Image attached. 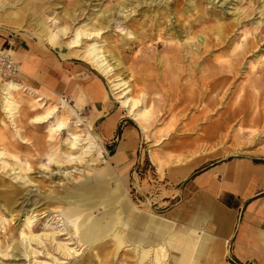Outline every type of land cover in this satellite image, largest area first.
<instances>
[{"label": "rangeland", "instance_id": "rangeland-1", "mask_svg": "<svg viewBox=\"0 0 264 264\" xmlns=\"http://www.w3.org/2000/svg\"><path fill=\"white\" fill-rule=\"evenodd\" d=\"M15 11L26 17L12 23H2L0 17V47L16 50L22 43L34 44L61 62L77 87L90 80L101 83L105 97L98 103L84 98L79 106L71 93L60 97L65 102L45 97L44 108L39 95L23 87L14 98L20 104L16 126L26 141L6 121L0 101V152H5L0 156V264H157L154 250L142 260L148 246L128 238L118 244L114 232L119 224L108 235L84 242L73 221L63 214L64 194L87 198L85 186L96 177L106 178L110 191L101 198L118 200L125 178L134 209L174 220L178 228L201 219L211 240L188 264H246L234 256L228 243L218 239L226 210L202 196L184 197L183 180L177 185L183 176L175 177L172 171L188 163L200 171L232 159L264 164V0H0V13ZM86 24L99 34L70 45L75 28ZM34 27L57 33L59 45L47 46L43 33L35 36L19 30ZM91 41L102 45L108 55L112 70L106 77L77 53ZM20 75L21 64L16 78L0 74V81L21 82ZM108 80L116 84L114 92L122 99L146 95L139 106L146 104L150 109L144 117L145 136L127 109L109 94ZM120 80L127 81V88L118 87ZM55 104L64 117L69 116L73 130L83 134L81 145L89 143L88 134L93 135L95 147L81 159L67 156L82 154L80 148L69 152L67 129L51 136L47 123L31 121ZM218 123H226V129L214 127ZM213 127L220 134H213ZM122 145L125 157L112 159ZM12 154L23 161L32 184L16 176L21 170ZM3 160L16 167V172L4 168ZM116 201L113 211L119 216ZM203 203L211 208L210 220L204 221ZM91 210L98 217L105 213L102 204ZM32 213L35 234L61 229L64 233H56L54 241L33 242L39 252L30 259L24 255L21 231H28L24 219ZM215 213L221 223L213 221ZM58 243L74 249L65 256L55 249ZM9 244L10 254H5ZM168 250L166 262L173 258ZM262 259L259 256L250 264H264Z\"/></svg>", "mask_w": 264, "mask_h": 264}, {"label": "bare ground", "instance_id": "bare-ground-1", "mask_svg": "<svg viewBox=\"0 0 264 264\" xmlns=\"http://www.w3.org/2000/svg\"><path fill=\"white\" fill-rule=\"evenodd\" d=\"M119 5L120 4H118V6ZM107 12H109V10H107ZM0 17L3 19V21L12 23L13 21L25 18L26 14L15 11L3 14L0 13ZM19 30L29 31L30 34L35 36L39 35V33H43V36L47 39V46L59 45V37L57 33L46 31L45 28H41L42 32H39V28L37 29L35 27L29 30ZM59 31L65 32V29L59 27ZM98 34L99 31L87 28V24L82 28L77 27L75 28L73 38L70 41V45L75 46L84 36L87 37V39H94L95 35ZM156 45H161V42L158 39ZM77 53L78 55L85 57L91 64V67L101 75L106 77L111 72L112 68H110L111 63H109L108 55L105 53V49L102 47V45H100L98 42L91 41L90 43H87L84 50ZM10 54L17 62L18 60L15 57L14 49L10 51ZM64 55L66 54H62L61 56L63 57ZM112 55L113 54L111 53L110 56ZM111 58L113 59L115 57L112 56ZM120 64V62L117 63V65ZM7 78L10 79L11 77ZM108 84V90L111 97H113V99H115L116 101L121 102L122 107L127 109L128 115L133 118V120H135L136 124L142 129L145 136L148 130V126L144 122V117L146 116V114L150 113V109L146 104H144L143 108H140L139 106L145 103L146 95L143 94L141 99L135 98L134 96L122 99L124 96H117L116 92H114L116 90V87H114L116 84H113V80H108ZM117 84L119 88H127V81L120 80ZM22 88L23 85L15 80H9L5 82L0 81L1 109L5 113L6 121L15 126V133L17 137L22 141H26L21 134L20 128L16 126V115L20 110V104L15 100L14 93L21 90ZM37 100L42 102V107H47V102L44 101L43 96L38 97ZM59 101L65 102V100L60 97ZM77 105L79 106V103H77ZM59 107V104H55L53 108L47 109L45 112L32 117L31 121L33 123H47V131L51 136L60 135L64 130L67 129L69 152H72L79 148L82 149V154L79 157L73 156V154L71 153H68L67 156L70 160L76 158L81 159L84 154L93 151L95 147L92 141L93 135L91 133L88 134V139H90L89 143H82L81 145L83 134L77 133L75 132V130H73L72 127H74V124L71 120H69V116L64 117L60 113L61 110L59 109ZM71 111L74 112L73 109ZM100 139L103 140L102 137ZM4 155L5 152L1 151L0 156ZM122 155L123 151H118L114 156H112V159L118 160L122 157ZM12 156L17 160V164L21 170V172H19L16 176L24 181L25 184H32V180L26 176L25 169L22 166L23 161L18 155L12 154ZM50 159L53 160L52 157ZM7 166L8 169L14 170L16 172V167H12L11 163L9 165L8 162L3 160V167L6 168ZM0 184H3V180L1 178ZM87 185L88 186H85V193L89 194L87 198H84L83 196L74 194L72 192L64 194L63 198V200H65L67 203V207L64 210L63 214L73 221L76 230L80 232V237L84 242L96 240L104 235H108L109 233L115 231L116 225L119 224V230L117 232H114V237L117 239L119 245L124 244V239L128 238L133 243H139V245L148 246L147 248L143 247L144 249L142 253V260L147 257L149 251L154 250L156 252L155 260L157 264H186L187 261L194 257V253H198L199 251L208 248L211 239L206 234L205 228L202 227L201 232L196 235V239H191L190 237L186 236V234H184L185 236H183L182 238L180 236L177 237V233H172L170 231V224L159 216L151 213L144 214L143 212L134 209L130 204V199L127 192V182L125 178H122L120 188L123 189V192H121L122 190H119L120 192L118 194V200L117 198L114 200L113 198H101V196H105L110 192L108 190L107 179L104 177H100L98 179L96 177V180L94 182L89 180ZM80 186L82 187V184H80ZM115 201L120 204L121 210H119V216L118 214H114L113 211ZM98 204H102L105 207V213L102 217L93 215L91 210L93 206ZM33 217V213L26 215L24 219V225L28 229V231H26L25 229L21 231V234L23 235L22 240L24 241L26 247L24 255L30 259H33L34 254L39 252L32 246L33 242H36L38 245L43 244L44 238L54 241L56 233H64V231H62L63 229H61L60 232L56 233L44 232L41 234H35L33 230ZM10 247H12L11 244L8 245L7 249L5 250V254H10L8 250ZM15 248H17V246ZM169 248L174 253V257L172 256L173 258L170 259L171 262H166ZM55 249L62 252L65 256H68L70 255V251H72L74 248H71L70 250L66 245L58 243ZM34 263L36 264V261H34ZM39 264L46 263L41 262Z\"/></svg>", "mask_w": 264, "mask_h": 264}, {"label": "crops", "instance_id": "crops-1", "mask_svg": "<svg viewBox=\"0 0 264 264\" xmlns=\"http://www.w3.org/2000/svg\"><path fill=\"white\" fill-rule=\"evenodd\" d=\"M15 57L21 64L20 83L31 94L36 93L39 97L43 96V99L47 97V100H52L71 93L79 105L83 104L84 98L89 97L93 103H98L105 97L101 83L90 80L77 87V83L68 78L65 66L34 44H20L15 50ZM247 122L248 119L242 123ZM224 124L218 123L214 127L219 125L226 129V123ZM214 127L210 129L213 134H220ZM124 148L122 145L118 150L123 151L120 159L125 157ZM156 157L155 154H151L152 160ZM175 171H172L173 176L179 177L180 174L183 176L177 185L183 180L181 192L184 197L193 199L196 195L202 196L203 200L213 201L216 206L226 210V216L222 218L224 227L217 232L218 239L231 246L234 256L246 264L252 263L259 256L264 261V164L245 159H232L200 171L192 170L190 163ZM224 199L238 206L231 208L223 202ZM202 207L204 221L210 220L211 208L208 209L204 203ZM158 216L170 224V231L177 233V237L182 238L186 234L191 239H196L202 227L205 228L200 225L199 218L189 221L186 228H178L174 220ZM219 218L218 213L213 215V221L221 223ZM206 234L210 238L207 231ZM172 256L174 257V253ZM190 262L191 259L187 264Z\"/></svg>", "mask_w": 264, "mask_h": 264}, {"label": "built area", "instance_id": "built-area-1", "mask_svg": "<svg viewBox=\"0 0 264 264\" xmlns=\"http://www.w3.org/2000/svg\"><path fill=\"white\" fill-rule=\"evenodd\" d=\"M12 50V46H1L0 47V74L4 77H17L20 71L19 63H17L10 51Z\"/></svg>", "mask_w": 264, "mask_h": 264}, {"label": "trees", "instance_id": "trees-1", "mask_svg": "<svg viewBox=\"0 0 264 264\" xmlns=\"http://www.w3.org/2000/svg\"><path fill=\"white\" fill-rule=\"evenodd\" d=\"M223 202L227 205V206H229V207H237L238 206V204H236V203H232V202H230V201H228V200H223ZM250 264V263H249Z\"/></svg>", "mask_w": 264, "mask_h": 264}]
</instances>
